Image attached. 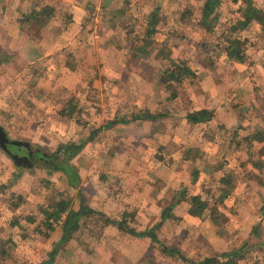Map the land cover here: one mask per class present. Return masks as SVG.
<instances>
[{"label": "rangeland", "instance_id": "374dc122", "mask_svg": "<svg viewBox=\"0 0 264 264\" xmlns=\"http://www.w3.org/2000/svg\"><path fill=\"white\" fill-rule=\"evenodd\" d=\"M105 1L92 0L71 32L74 16L65 5L46 15L39 0H22L23 36L62 41L35 63L30 51L0 46V128L12 144L48 155L113 119L145 109L162 116L97 133L70 160L80 176L76 188L45 164L18 165L0 146V264H189L246 241L239 264H264L257 243L264 241V140H255L264 137V20L230 35L243 0H219L210 31L199 23L205 0ZM252 1L264 12V0ZM153 12L154 32L147 36ZM234 36L244 39L242 62L225 51ZM179 61L196 75L166 86L162 72ZM207 107L212 120H184ZM195 195L202 205L192 214ZM80 197L137 231L155 226L174 204L156 234L181 254L171 256L95 215L49 262L61 227L48 231L42 212L62 199L78 208Z\"/></svg>", "mask_w": 264, "mask_h": 264}, {"label": "trees", "instance_id": "16d2710c", "mask_svg": "<svg viewBox=\"0 0 264 264\" xmlns=\"http://www.w3.org/2000/svg\"><path fill=\"white\" fill-rule=\"evenodd\" d=\"M219 5V0H205L202 8H201V17H200V25L203 26L206 30H211L212 26H214L217 15L215 14V7ZM53 10L51 7L44 6L42 10V14H50V11ZM240 17L231 23L229 28L230 35H233L236 32L246 29L251 23L261 22L264 20V12L258 8L252 0H243L240 7ZM40 12H36V15L41 14ZM49 17V16H48ZM156 22V13L153 12L150 16V20L148 22V27L146 29V35L149 36L154 32V25ZM244 39H241L239 36H234L228 41V46L225 51L227 56L230 59H233L237 62H242L245 59L244 52ZM2 58H0L1 61ZM196 75L195 71L192 70L185 61H179L177 63H173V66H169L166 68L161 74V81L166 86H171V83H181L184 78L194 77ZM177 95L176 90L171 95V97H175ZM161 113H153L149 110L145 109L140 113L134 114L130 119L120 118L118 120L113 119L111 121L106 122L103 126H99L93 129L90 134L80 140L79 142H65L60 143L56 150L50 154H45L40 149L34 150L32 157H30L28 163L39 162L40 164H45L49 167V172L59 171L61 172L66 182L69 186L76 188L80 182V176L78 174L77 168L70 163V160L76 156L85 146V144L94 139V137L101 130L109 129L115 126L118 123L128 124L134 120H156L161 117ZM214 111L208 108H200L197 110H193L186 114V119L190 123H201L205 121H209L213 118ZM253 137V136H252ZM251 140H253L251 138ZM257 141H263L264 137L257 136L255 138ZM6 151L9 153V150L6 148ZM18 165H22L23 162H18L15 160ZM14 178L19 176L18 174H14ZM79 191V189H78ZM192 206L190 207L189 212L192 214H197V208H201L200 197L198 195L192 196L191 198ZM172 204L169 207H166L161 212L160 222L155 224V226L150 228H145L143 230H135L131 228L127 220L122 218L119 220H112L108 218L104 213L93 210L90 208L85 202L83 197H80V202L78 208H73L71 206L70 200H59L55 202V204L51 208H46L43 210V225L46 226L48 231H52L55 224L60 223L61 227V235L59 239L55 242L54 246L48 253L49 262H52L59 250L63 245L68 243L71 239H73L76 232L80 230L82 227L83 221L97 215L103 216L104 221L106 223L115 224L120 230L125 231L132 236L140 237V238H149L152 242H157L160 244L161 250L163 252H167L169 255H177L181 254L180 251L176 248H172L166 246L164 243H160L158 236L156 234V229L160 226V224L169 217V213L172 210ZM262 211L264 212V206L262 207ZM28 221L33 222L34 218H28ZM259 230H254L252 233L255 238H259L260 232ZM45 237L49 236V233L43 234ZM259 245H262V249L264 250V241L259 240L257 242ZM257 244V245H258ZM256 245L255 242L251 243V246ZM249 243L246 241L241 246L236 249H233L229 252H224L219 255H213L209 257H204L199 260H188L189 264H239V261L244 259L246 256V252L249 248ZM264 259V258H263ZM261 259V260H263ZM258 259H254L255 263L259 262Z\"/></svg>", "mask_w": 264, "mask_h": 264}, {"label": "crops", "instance_id": "0c3cea01", "mask_svg": "<svg viewBox=\"0 0 264 264\" xmlns=\"http://www.w3.org/2000/svg\"><path fill=\"white\" fill-rule=\"evenodd\" d=\"M39 1L40 4H43L44 6H48L49 8L50 7L53 8V10H51L50 13L55 12L54 8H58L65 5L69 9L71 14H73L74 16L73 20L70 22V25L68 26V30L71 32L74 29H78L79 20H81L84 17L86 11L92 7L91 4L92 0H39ZM101 2L104 4L107 3L105 0L102 1L100 0V4ZM20 5H22V0H0V46L3 47V49H9V50L12 47L13 48L15 47L19 51H21L22 49L24 53L30 51L35 55V59L31 63L39 62L42 60L43 57L46 58L47 56H49L51 49L53 47H58V45L62 40L60 39V37H58V39L53 42L49 39L41 37L36 41L33 40L31 41L30 39L32 38L26 37V35L23 36L22 31H20V29L17 26L18 10H20L19 9ZM28 30L29 27L26 31ZM207 108L210 109L209 107ZM217 111H219L218 108ZM184 120L187 121L186 118ZM205 122H201V123H205ZM201 123H191V124H201ZM157 201L158 199H156L153 203L149 205L153 208L154 204H156ZM139 214L140 216L141 215L145 216L144 213L143 214L139 213Z\"/></svg>", "mask_w": 264, "mask_h": 264}, {"label": "flooded vegetation", "instance_id": "af4514ba", "mask_svg": "<svg viewBox=\"0 0 264 264\" xmlns=\"http://www.w3.org/2000/svg\"><path fill=\"white\" fill-rule=\"evenodd\" d=\"M9 146H15L16 152L11 153L10 150L7 148ZM6 148L9 150V155L13 158V160L14 158H18V160L22 161L23 163H28L30 157H32V154L34 152V150L32 151L29 148L26 149L23 145L12 144L10 141L7 142ZM21 149H25V152H19Z\"/></svg>", "mask_w": 264, "mask_h": 264}, {"label": "water", "instance_id": "95a60500", "mask_svg": "<svg viewBox=\"0 0 264 264\" xmlns=\"http://www.w3.org/2000/svg\"><path fill=\"white\" fill-rule=\"evenodd\" d=\"M7 142H8V139L5 135V133L3 132V130H1V128H0V146H2V148H4L5 150H6ZM23 146H25V148L28 149L27 145H23ZM15 160L18 162V158H16Z\"/></svg>", "mask_w": 264, "mask_h": 264}]
</instances>
